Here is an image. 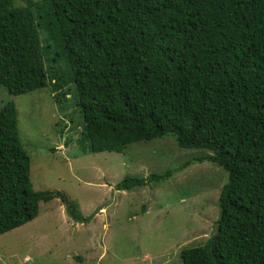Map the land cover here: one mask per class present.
Segmentation results:
<instances>
[{
    "label": "trees",
    "instance_id": "1",
    "mask_svg": "<svg viewBox=\"0 0 264 264\" xmlns=\"http://www.w3.org/2000/svg\"><path fill=\"white\" fill-rule=\"evenodd\" d=\"M50 48L67 71L46 66ZM49 86L58 103L76 99L92 153L172 137L228 174L216 233L184 249L183 264H264V0H0V87ZM17 116L13 102L0 109V236L42 200L65 201L34 189Z\"/></svg>",
    "mask_w": 264,
    "mask_h": 264
},
{
    "label": "rangeland",
    "instance_id": "2",
    "mask_svg": "<svg viewBox=\"0 0 264 264\" xmlns=\"http://www.w3.org/2000/svg\"><path fill=\"white\" fill-rule=\"evenodd\" d=\"M45 58L47 67L67 71L53 49ZM8 102L17 109L34 189L65 201L42 200L35 219L1 235L0 264H183L184 249L216 233L228 174L198 162L205 152L180 148L167 137L123 153H92L81 142L84 124L72 95L58 103L50 86L20 96L0 87V109ZM170 170L175 174L160 184L115 188L128 177Z\"/></svg>",
    "mask_w": 264,
    "mask_h": 264
},
{
    "label": "crops",
    "instance_id": "3",
    "mask_svg": "<svg viewBox=\"0 0 264 264\" xmlns=\"http://www.w3.org/2000/svg\"><path fill=\"white\" fill-rule=\"evenodd\" d=\"M103 214H106V213H103Z\"/></svg>",
    "mask_w": 264,
    "mask_h": 264
}]
</instances>
